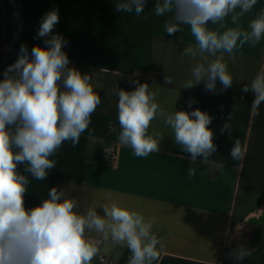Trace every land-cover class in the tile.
I'll use <instances>...</instances> for the list:
<instances>
[{
  "label": "crops",
  "instance_id": "0c3cea01",
  "mask_svg": "<svg viewBox=\"0 0 264 264\" xmlns=\"http://www.w3.org/2000/svg\"><path fill=\"white\" fill-rule=\"evenodd\" d=\"M117 2L0 0V80L19 58L22 45L29 56L34 46L46 47L50 36L39 37L38 30L45 15L55 9L59 22L51 35L67 41L63 51L68 67L90 75L101 98L79 142L74 146L71 140L64 141L49 157L55 167L47 170L46 179L37 180L24 171L26 164L18 165L28 179L25 208L40 205L56 187L76 200L79 214L94 208L103 215L102 206L116 202L146 220L154 218L152 232L163 239L164 248L153 264H264V103L256 115L251 108L254 93L241 91L264 71V36L255 46L238 43L232 56L224 55L233 77L230 88L223 89L217 81L215 92L205 91L204 82L185 89L192 66L202 62L181 55L196 43L190 27L180 25L181 30L169 36L165 25L172 14L155 13L162 0H148L139 15L134 10L117 12ZM262 11L264 0H257L236 24L229 16L222 22L225 28L211 22L208 27L250 31L251 20ZM166 76L172 84H164ZM136 82L148 83L166 112L199 109L212 117L209 127L217 151L208 162L198 158L192 164L160 117L149 128V134L164 137L158 152L137 157L130 146L119 143L117 88L132 91ZM226 123L229 127L221 133ZM237 142L243 152L240 161L230 155ZM190 167L196 168L195 176L188 175ZM86 235L99 249L92 264H99L102 256L114 264H129L132 254L126 245L94 231ZM242 251L250 255L240 259Z\"/></svg>",
  "mask_w": 264,
  "mask_h": 264
},
{
  "label": "clouds",
  "instance_id": "9594fccd",
  "mask_svg": "<svg viewBox=\"0 0 264 264\" xmlns=\"http://www.w3.org/2000/svg\"><path fill=\"white\" fill-rule=\"evenodd\" d=\"M148 0H118L117 12L141 14ZM257 0H162L155 5L157 16L172 14L165 28L169 36L179 32L180 25H188L195 45L185 47L181 55L202 62L191 68L192 79L183 88H192L204 82L205 91H216V83L223 89L232 86L233 77L224 62V55L232 56L239 46L258 44L264 36V11L251 20L250 31L239 27L220 32L211 30L209 22L225 28L223 21L231 22L249 13ZM239 9V12H237ZM59 22L53 9L42 19L38 36L46 47L34 46L29 56L26 46L20 48L16 62L4 71L0 80V264H92L99 254L95 241L87 232L109 237L117 245H126L131 252L129 264H153L159 261L164 241L153 234L155 219L146 220L140 213L116 202L102 206L103 215L88 209L86 214L75 211L77 202L66 198L63 190L52 187L48 198L34 208L26 209L24 194L28 179L18 171L26 164L25 172L37 180L47 177V170L55 167L49 157L64 141L75 146L81 134L88 129L91 114L101 103L94 91L92 78L70 68L63 51L67 41L51 35ZM207 54V56L205 55ZM214 57L208 61L207 57ZM137 83L132 91L117 88L118 121L122 131L119 143L130 146L137 157H146L160 150L164 139L160 133L149 134L151 122L160 117L174 133V142L189 153L191 163L198 158L208 162L217 151L214 133L209 127L212 117L199 109L166 112L156 102V93L148 83ZM171 77L164 84H172ZM242 92L254 93L252 111L259 115L264 103V71L259 72L250 86ZM191 107V104H189ZM228 123L221 133L228 129ZM231 157L240 161L243 152L239 143L231 148ZM196 168L190 167L189 176ZM250 255L242 251L240 259Z\"/></svg>",
  "mask_w": 264,
  "mask_h": 264
},
{
  "label": "built area",
  "instance_id": "2783aa9c",
  "mask_svg": "<svg viewBox=\"0 0 264 264\" xmlns=\"http://www.w3.org/2000/svg\"><path fill=\"white\" fill-rule=\"evenodd\" d=\"M99 264H114V261L106 256H102L98 260Z\"/></svg>",
  "mask_w": 264,
  "mask_h": 264
}]
</instances>
